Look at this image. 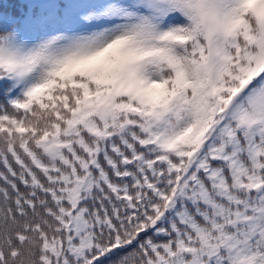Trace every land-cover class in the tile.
Segmentation results:
<instances>
[{
    "label": "snow or ice",
    "instance_id": "1",
    "mask_svg": "<svg viewBox=\"0 0 264 264\" xmlns=\"http://www.w3.org/2000/svg\"><path fill=\"white\" fill-rule=\"evenodd\" d=\"M0 264H264V0H0Z\"/></svg>",
    "mask_w": 264,
    "mask_h": 264
}]
</instances>
